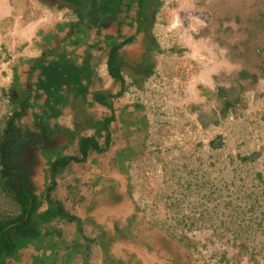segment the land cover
I'll return each mask as SVG.
<instances>
[{"label": "rangeland", "instance_id": "374dc122", "mask_svg": "<svg viewBox=\"0 0 264 264\" xmlns=\"http://www.w3.org/2000/svg\"><path fill=\"white\" fill-rule=\"evenodd\" d=\"M262 1L258 0V6H264ZM113 2L107 0L104 4L113 9ZM94 4L86 0L85 8L91 10ZM247 5H251V0H149L150 7L163 11L159 23L164 24L165 30L156 34L158 39L164 34L168 36L160 37V42L168 41L164 46H174L175 49L170 50L171 57L186 56L181 50L189 52V39L194 38L206 41L211 61L215 57L223 62L219 68L223 72L216 75L215 80L223 94L219 96L217 88L204 91L208 102L201 105L199 111L205 128H198L196 120L185 119L182 114L181 87L186 80L183 74L186 66L180 64L186 60L177 62L175 71L170 69L173 65L155 66L158 68L150 86L144 90L146 94L139 97V104L151 109H140L145 123H139L142 129L136 130L139 134L143 132L147 145L136 144L129 162L116 156L107 167L116 171L119 167L126 173L123 175L127 180L126 199L133 203L134 213L127 220L122 235L139 247L143 245L149 250L148 246L170 242L177 248L191 247L193 259L199 264H219L222 259L226 264H264V79L253 84L249 75L241 77L246 61L242 62L231 51L235 45L248 43L238 35V29L245 31L240 16L243 17L241 11ZM27 6L30 16L37 12L33 4ZM151 13L147 14L149 25L155 24ZM171 24L173 28L167 27ZM251 24L255 30L261 26L259 19ZM190 35L192 38H188ZM178 45L186 48L173 52ZM150 96H154L153 105ZM5 111V106L1 105L0 116ZM137 116L142 117L140 112ZM1 118L0 143L5 126V119ZM44 132L53 137L49 127ZM56 138V141L53 138L46 142L48 152L59 149L62 154H72L77 151L75 138L64 130H59ZM45 156L44 151H38L35 156L34 179L40 187H46L50 180ZM100 165L101 161L97 160L72 163L57 178L59 181L52 194L71 214L83 220L84 234L90 238L96 231L103 232L94 223L93 198L102 199V192L106 200L115 198L114 188L99 189L102 178L92 186L83 177L93 166L99 169ZM44 189L39 188V193ZM17 213V206L0 189V216ZM57 225L65 239L71 241L77 237L76 224ZM110 234H104L106 237L101 239L111 243L114 234ZM34 253L33 249L25 252L28 261ZM109 259L108 264H123L116 257ZM99 261L100 257L90 252L87 263L83 256L77 255L61 264H100Z\"/></svg>", "mask_w": 264, "mask_h": 264}, {"label": "crops", "instance_id": "0c3cea01", "mask_svg": "<svg viewBox=\"0 0 264 264\" xmlns=\"http://www.w3.org/2000/svg\"><path fill=\"white\" fill-rule=\"evenodd\" d=\"M140 1L114 0L113 9L98 14L79 8L75 0H70V4L64 0H0V106L6 108L0 120L1 117L7 120L15 110L22 112L25 104L28 105L25 114L16 120L15 127L21 132L37 130V118H45L43 122L53 132L55 141L59 130L75 138L77 151L62 154L59 149L54 150L61 155L79 156L80 142L87 137L97 139L101 149L105 148L101 155L95 151L89 153L87 162L101 161V168L93 166L89 174L83 176L92 186L102 178L99 189L114 188L115 198L106 200L103 192L102 199L93 198L94 223L103 232L96 231L91 236L97 238L99 244L92 247V252L93 256L100 257V264H108V256L116 257L123 264H199L193 259L191 247L180 246L179 249L165 242L148 246L147 250L146 246L139 247L125 239L122 233L134 213L133 203L126 199V173L119 167L118 171L107 170L116 156L129 162L136 144L147 145L143 132L141 136L136 130L142 129L139 123H145L142 110L151 109L140 105L139 97L146 94L144 90L155 76L156 65H173L170 69L175 71L177 62L186 60L180 64L186 66L183 72L186 80L181 87L182 114L185 119L196 120L198 128H205L199 111L201 105L208 102L204 91L216 88L217 91L216 75L223 72L219 69L223 62L215 57L212 61L209 59L206 41H196L191 35L189 52L181 50L186 56L171 57L170 50L175 49L174 46H164L168 41L161 44V36L158 39L156 34L165 30L164 24L159 23L163 11L150 6L143 11ZM28 3L37 9L32 16ZM149 12L155 24L147 23L145 17ZM167 27L173 28V25ZM167 37L164 34L161 39ZM185 48L179 46L172 51ZM111 60L120 66L123 81L111 76ZM96 96L111 106L100 104ZM153 97L149 99L151 105ZM139 112L141 118L137 116ZM110 119L107 131L97 130L100 123ZM38 188L45 187L39 185ZM107 233L114 234L111 243L101 239ZM132 254L133 263L130 262ZM225 262L222 259L219 264Z\"/></svg>", "mask_w": 264, "mask_h": 264}, {"label": "trees", "instance_id": "16d2710c", "mask_svg": "<svg viewBox=\"0 0 264 264\" xmlns=\"http://www.w3.org/2000/svg\"><path fill=\"white\" fill-rule=\"evenodd\" d=\"M70 4V0H64ZM94 4L91 13H101L110 10L104 3L107 0H88ZM86 0H75V5L85 8ZM142 10L149 7V0L140 1ZM264 3V0L262 1ZM242 22L246 26L245 31L238 29L239 39L247 41L246 46L235 45L231 51L235 57L242 59L246 68L240 71V75H249L252 83L264 79V6H258V0H251V5L245 6L241 11ZM154 18V17H153ZM148 21L147 16L145 17ZM259 19L261 26L255 30L251 24ZM90 20V15L87 16ZM89 23V22H88ZM243 34V37L242 35ZM249 66V67H248ZM109 72L115 80L123 81L120 74V66L114 61L109 64ZM218 95L223 94L219 89ZM95 100L100 104L111 106L96 96ZM22 106L21 103H19ZM28 105H23V110H15L5 120V126L0 143V189L12 203L18 208V213L12 216H0V264H61L69 261L77 255L89 261L90 252L97 240L85 236L84 222L79 217L71 214L64 204L52 197L57 187L56 179L72 164L85 162L92 151L102 154L105 151L99 146L95 138H83L79 145V156H64L58 151L48 152L46 142L51 141V135L45 134L47 126L45 118H37V130L27 129L24 132L16 126L17 119L25 114ZM229 107V106H228ZM225 112V111H224ZM110 120L100 123L98 131H107ZM48 131V130H47ZM45 140V141H44ZM108 140V139H107ZM44 141V142H42ZM44 145V147H42ZM38 151L47 155V173L49 183L44 192L39 193V188L34 179V168ZM47 208L42 211L43 207ZM76 224L77 237L73 240L64 238V232L57 224ZM33 249L35 253L28 261L25 252ZM113 256H108L109 258ZM106 259V257H105Z\"/></svg>", "mask_w": 264, "mask_h": 264}]
</instances>
